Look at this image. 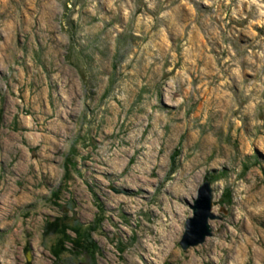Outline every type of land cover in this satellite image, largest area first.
Masks as SVG:
<instances>
[{
    "label": "rangeland",
    "instance_id": "rangeland-1",
    "mask_svg": "<svg viewBox=\"0 0 264 264\" xmlns=\"http://www.w3.org/2000/svg\"><path fill=\"white\" fill-rule=\"evenodd\" d=\"M0 264H264V0H0Z\"/></svg>",
    "mask_w": 264,
    "mask_h": 264
},
{
    "label": "water",
    "instance_id": "water-1",
    "mask_svg": "<svg viewBox=\"0 0 264 264\" xmlns=\"http://www.w3.org/2000/svg\"><path fill=\"white\" fill-rule=\"evenodd\" d=\"M212 198V190L208 184H205L200 190L195 205L191 207L193 215L185 222V232L180 243L184 250L204 243L205 239L212 235L208 225V219L213 217Z\"/></svg>",
    "mask_w": 264,
    "mask_h": 264
},
{
    "label": "trees",
    "instance_id": "trees-1",
    "mask_svg": "<svg viewBox=\"0 0 264 264\" xmlns=\"http://www.w3.org/2000/svg\"><path fill=\"white\" fill-rule=\"evenodd\" d=\"M54 196H57V194H55Z\"/></svg>",
    "mask_w": 264,
    "mask_h": 264
}]
</instances>
